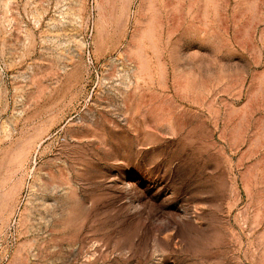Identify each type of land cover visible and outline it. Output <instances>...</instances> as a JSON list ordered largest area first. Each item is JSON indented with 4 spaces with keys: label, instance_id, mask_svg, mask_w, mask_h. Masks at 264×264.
Returning <instances> with one entry per match:
<instances>
[{
    "label": "rangeland",
    "instance_id": "374dc122",
    "mask_svg": "<svg viewBox=\"0 0 264 264\" xmlns=\"http://www.w3.org/2000/svg\"><path fill=\"white\" fill-rule=\"evenodd\" d=\"M0 264H264V0H0Z\"/></svg>",
    "mask_w": 264,
    "mask_h": 264
}]
</instances>
